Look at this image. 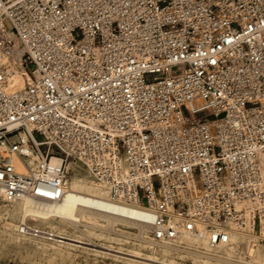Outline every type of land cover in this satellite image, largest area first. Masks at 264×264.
I'll return each mask as SVG.
<instances>
[{"label": "built area", "instance_id": "built-area-1", "mask_svg": "<svg viewBox=\"0 0 264 264\" xmlns=\"http://www.w3.org/2000/svg\"><path fill=\"white\" fill-rule=\"evenodd\" d=\"M81 170L155 246L264 241V0H0V196Z\"/></svg>", "mask_w": 264, "mask_h": 264}, {"label": "bare ground", "instance_id": "bare-ground-1", "mask_svg": "<svg viewBox=\"0 0 264 264\" xmlns=\"http://www.w3.org/2000/svg\"><path fill=\"white\" fill-rule=\"evenodd\" d=\"M25 84L26 78L19 73H14L9 77L6 90H19ZM13 162L17 171L22 173L23 169L15 160ZM52 162L55 161L52 160ZM12 203L17 205L19 210L14 209L11 213L7 210L4 212L10 218V221H5V228L21 236H34L74 247L86 245L98 250L117 252L93 241L103 238L102 231L96 232L104 230L115 236H131L138 245L150 249L151 254H146V257L142 258L150 262L157 263L158 257L165 260L170 257L171 252L182 251L198 258V264H229L233 263L232 259L237 260L236 264H264V253H260L258 248L255 250L250 245L256 240L255 235L249 229H239L233 225L224 227L229 241L222 247L210 246L204 232L200 236L182 233L172 243L161 246L154 247L155 245L147 244L149 228L139 222V220L147 219L144 212L111 203L108 190L97 184L88 173L87 177H82L80 174L71 177L66 195L58 204L37 203L27 198L13 200ZM29 220H34L35 224L28 225L26 222ZM39 224L44 228H40ZM117 226L120 228H116ZM122 228L133 229L134 233L131 235L126 230L122 231ZM181 244L183 247L177 248ZM244 244L246 246H243ZM198 247H201L203 251ZM138 251L135 249L134 254L130 256L141 259ZM158 264L167 263L159 262Z\"/></svg>", "mask_w": 264, "mask_h": 264}, {"label": "rangeland", "instance_id": "rangeland-1", "mask_svg": "<svg viewBox=\"0 0 264 264\" xmlns=\"http://www.w3.org/2000/svg\"><path fill=\"white\" fill-rule=\"evenodd\" d=\"M77 174L82 175V177H87L86 171L81 170ZM14 209L19 210V207L14 205L12 201L9 203L5 202L0 196V264H158L159 262H164L167 264L199 263L198 258L193 257L190 253L182 252L181 250V252H171L169 254L170 257L165 258V260H162L158 257L157 263L146 261L142 258L146 257V254H151V250L138 245L137 242H134L131 236H115V234L98 229V232L96 233L102 231V235L104 237L97 238L93 241L117 252L100 249L98 250L86 245L74 247L69 244L43 240L34 236H21L16 234V232L7 230L5 228V221H10V218L7 217L4 212L7 210L11 213ZM18 217L19 214L17 213V218ZM52 222L58 223L57 221ZM26 223L28 225H33L35 224V221L29 220ZM39 226L40 228H44L43 225L39 224ZM116 228L119 229L120 227L117 226ZM125 230L130 232L131 235L134 233L133 229L122 228V231ZM105 237H108L109 239ZM146 243L154 246L148 241ZM180 247H183V244L177 248ZM198 248L203 251L201 247ZM253 248L255 250L258 248L260 253H264V241H256V246ZM135 249L139 250L137 253L141 259L130 256V254H134ZM235 260L236 259H232L233 263L229 264H236L237 260ZM212 261L216 262V260Z\"/></svg>", "mask_w": 264, "mask_h": 264}]
</instances>
